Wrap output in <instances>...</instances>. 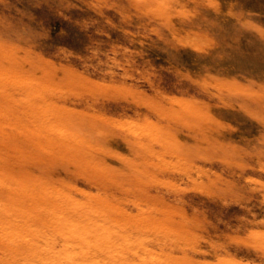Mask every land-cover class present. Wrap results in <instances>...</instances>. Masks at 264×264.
Instances as JSON below:
<instances>
[{
    "label": "rangeland",
    "instance_id": "374dc122",
    "mask_svg": "<svg viewBox=\"0 0 264 264\" xmlns=\"http://www.w3.org/2000/svg\"><path fill=\"white\" fill-rule=\"evenodd\" d=\"M0 264H264V0H0Z\"/></svg>",
    "mask_w": 264,
    "mask_h": 264
}]
</instances>
